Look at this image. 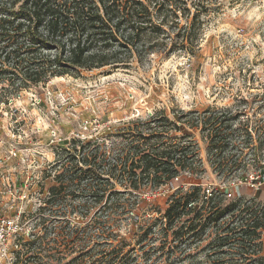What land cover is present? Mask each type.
Here are the masks:
<instances>
[{"label": "rangeland", "instance_id": "obj_1", "mask_svg": "<svg viewBox=\"0 0 264 264\" xmlns=\"http://www.w3.org/2000/svg\"><path fill=\"white\" fill-rule=\"evenodd\" d=\"M207 1L208 9L200 18L198 47L193 52H180L169 45L175 31L164 27L163 34L154 35L159 44L152 49L140 39L135 52H122L119 59L125 66L53 78L2 98L8 104H0V138L13 146L17 156L0 169V191H5L0 205L10 222L6 226L8 255L0 246V264H92L95 257L101 258L98 250L92 251L93 242L85 241L88 245L82 249L77 241V249L74 239L66 234L74 228L92 233L94 213L105 204L103 200L96 205L85 189L86 180L58 179L71 167L66 160L71 154L66 152L72 150V139L96 140L105 151L112 148L116 153H126L138 143L140 133L145 138L159 133L148 129L149 118L160 116L176 123L181 117L175 126L179 129L166 127L164 141L181 147L196 145V162L195 168L183 173V181H174L172 188L199 184L211 192L223 184L208 165L207 132L195 125V118L215 112L230 119L232 130L226 133L234 131L228 138L233 147L243 141L250 143V130L254 141L264 135V0ZM180 20V26H184V19ZM162 40L165 46H160ZM126 55L127 60H123ZM6 85V81L0 82V88ZM229 147L227 150H231ZM242 149L240 157L250 161V144ZM248 175V183H229L226 199L239 195L250 200L257 196L264 207V182L251 184L259 174L252 171ZM113 188L122 191L125 187L115 184ZM142 189L147 191L142 199L150 203L145 210L158 217L157 211L165 209L167 188L155 191L154 196L148 185ZM42 208L45 210L40 211ZM116 218L105 227L116 236L110 235L109 241H99L96 246L108 259L132 255L131 264H213L207 256L218 250L206 246L214 239L216 229L225 226H208L199 241L191 238L185 242L180 249L188 259L175 263L160 257L167 250H153L159 242L130 236L127 221ZM27 241L34 243L29 249L28 244L23 246ZM261 241L264 243V229ZM236 249L229 252L231 256L220 258L248 264L239 261ZM223 250L228 251L226 247Z\"/></svg>", "mask_w": 264, "mask_h": 264}, {"label": "trees", "instance_id": "obj_2", "mask_svg": "<svg viewBox=\"0 0 264 264\" xmlns=\"http://www.w3.org/2000/svg\"><path fill=\"white\" fill-rule=\"evenodd\" d=\"M208 2L0 0V82L8 83L6 88H0V104H8V101H3L4 96L17 95L31 87L48 83L53 78L125 66L119 59L122 52L127 55L135 52L140 39L152 49L159 44L154 35L163 34L164 27L175 31L169 45L177 47L180 52H193L198 47L200 18L207 11ZM180 19H184V26H180ZM165 44L162 40L160 46ZM127 55L123 60H127ZM159 117H151L147 123L148 129L152 127L151 130H159V133L149 138L142 137L140 133L138 143L135 142L126 153L123 150L116 153L112 148L110 152L105 151L96 140L70 141L72 152H66L71 154L66 160L70 161L71 167L65 169L58 179L70 177L71 181L79 183L86 180L85 189L96 205L105 200V204L94 213L92 233L77 228L66 233L74 239V247L78 249L77 241L82 249L88 245L85 241L93 242L95 246L92 251L95 253L98 250L101 258L95 257L92 264H131L134 261L132 255L108 259L103 257L104 250L96 246L99 241H109L110 235L116 236L105 227L118 217L127 221L130 236H136L139 241L153 239L159 242L153 250H167L160 257L165 261L181 263L188 259L184 250L180 249L185 242L191 238L199 241L206 227L221 224L225 226L216 229L214 239L206 246L218 250L207 256L210 262L234 264L220 257L231 256L229 252L237 248V254L241 257L239 261L264 264V243L261 241L264 207L256 200L257 196L250 200L239 195L233 200L226 199L229 183H248V174L252 171L259 177L251 184L261 185L264 182V135L254 141L250 130V143L243 141L238 147H233L228 138L234 135V131L226 133L232 130L230 119L215 112L209 117L195 118V125H201V130L207 132L208 165L223 185L211 192L205 191L199 184L172 188L174 181H183V173L195 168L196 145L188 143L181 147L165 142L163 135L166 127L179 129L175 126L182 119L178 117L176 123H170L168 119ZM246 133L249 135L248 131ZM249 144L251 157L250 161H246L240 154L243 153L242 148L247 149ZM228 147L231 150H227ZM227 152L231 154L230 157L223 155ZM115 184L125 188L118 191L113 188ZM144 185L149 186L151 196L160 188H167L169 192L165 195V209L155 214L158 217L145 210L150 203L142 199L147 192L142 189ZM52 196L55 198L57 195L53 193ZM155 228L157 231L153 233ZM28 242L23 246L28 244L29 249L30 244L34 243ZM224 247L228 251H224Z\"/></svg>", "mask_w": 264, "mask_h": 264}, {"label": "built area", "instance_id": "obj_3", "mask_svg": "<svg viewBox=\"0 0 264 264\" xmlns=\"http://www.w3.org/2000/svg\"><path fill=\"white\" fill-rule=\"evenodd\" d=\"M16 151L13 148L12 145H9V142H7L5 139L0 138V169L5 166L7 161L9 159H12L16 157ZM242 184L241 182H239ZM2 193H5V191H0V199ZM10 222L7 220V218L4 216L3 210L0 205V246L2 247V251L8 255V249H7V244L9 243V238H8V233L6 232V226H8ZM17 233L12 235L13 239L16 238ZM15 240H13L14 242ZM15 247L17 245L13 244Z\"/></svg>", "mask_w": 264, "mask_h": 264}]
</instances>
